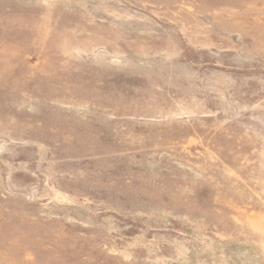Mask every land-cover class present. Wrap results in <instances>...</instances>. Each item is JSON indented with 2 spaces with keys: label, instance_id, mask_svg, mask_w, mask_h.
<instances>
[{
  "label": "rangeland",
  "instance_id": "rangeland-1",
  "mask_svg": "<svg viewBox=\"0 0 264 264\" xmlns=\"http://www.w3.org/2000/svg\"><path fill=\"white\" fill-rule=\"evenodd\" d=\"M0 264H264V0H0Z\"/></svg>",
  "mask_w": 264,
  "mask_h": 264
}]
</instances>
